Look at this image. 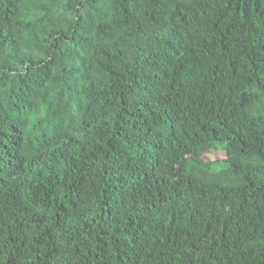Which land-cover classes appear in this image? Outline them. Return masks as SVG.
Wrapping results in <instances>:
<instances>
[{"label": "trees", "instance_id": "1", "mask_svg": "<svg viewBox=\"0 0 264 264\" xmlns=\"http://www.w3.org/2000/svg\"><path fill=\"white\" fill-rule=\"evenodd\" d=\"M0 264H264V0H0Z\"/></svg>", "mask_w": 264, "mask_h": 264}, {"label": "rangeland", "instance_id": "2", "mask_svg": "<svg viewBox=\"0 0 264 264\" xmlns=\"http://www.w3.org/2000/svg\"><path fill=\"white\" fill-rule=\"evenodd\" d=\"M208 158L213 161H219L218 165H224L223 161L226 156L222 151L215 150L208 153Z\"/></svg>", "mask_w": 264, "mask_h": 264}]
</instances>
